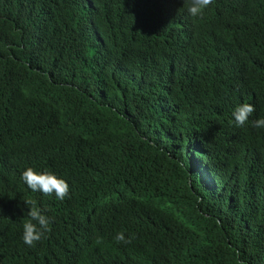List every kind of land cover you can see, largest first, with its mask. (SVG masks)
Segmentation results:
<instances>
[{
	"label": "trees",
	"instance_id": "obj_1",
	"mask_svg": "<svg viewBox=\"0 0 264 264\" xmlns=\"http://www.w3.org/2000/svg\"><path fill=\"white\" fill-rule=\"evenodd\" d=\"M189 3L0 0V264H264V0Z\"/></svg>",
	"mask_w": 264,
	"mask_h": 264
},
{
	"label": "clouds",
	"instance_id": "obj_2",
	"mask_svg": "<svg viewBox=\"0 0 264 264\" xmlns=\"http://www.w3.org/2000/svg\"><path fill=\"white\" fill-rule=\"evenodd\" d=\"M214 0H190L188 6V14L193 18H203L205 10L213 5ZM255 112V107L249 103H243L237 106L232 115L235 124L238 127L248 123L250 116ZM253 127L264 128V118L252 121ZM21 179L27 187L33 192H41L46 196L55 194V197L63 201L66 197H70V186L66 180L58 178L52 172H37L32 167H28L23 171ZM27 205H31L27 212L29 219L23 224V242L29 247H35L38 242L47 238L46 234L51 231L52 219L44 213L42 209L36 206L34 200L25 201ZM133 237H125L123 232H119L114 237L117 243L130 244ZM103 242V238H98L96 243ZM240 264H244L240 261Z\"/></svg>",
	"mask_w": 264,
	"mask_h": 264
},
{
	"label": "bare ground",
	"instance_id": "obj_3",
	"mask_svg": "<svg viewBox=\"0 0 264 264\" xmlns=\"http://www.w3.org/2000/svg\"><path fill=\"white\" fill-rule=\"evenodd\" d=\"M180 4H181V3H180ZM178 6H179V5H178ZM180 6H181V5H180ZM170 8H171V7H170ZM215 16H216V15H215ZM215 16H214V17H215ZM215 18H216V17H215ZM206 20L209 21L210 19H206ZM192 21H193V20H192ZM214 21H215V20H214ZM204 22H205V21H204ZM210 22H211V21H210ZM216 22H217V21H216ZM208 23H209V22H208ZM212 23H213V22H212ZM214 24H215L216 26H218V25L221 24V23H219L218 25H217L216 23H214ZM205 25H206V24H205ZM209 25H210V24H209ZM212 25H213V24H212ZM207 27H208V25H207ZM213 27H214V26H213ZM183 37H184V36H183ZM183 37H182V38H183ZM215 37H217V36H215ZM219 37H220V36H219ZM41 41H42V40H41ZM40 43H41V42H40ZM42 43H43V42H42ZM179 45H180V44H178V46H179ZM36 46H37V45H36ZM180 47H181V46H180ZM177 48H178V47H177ZM178 49H179V48H178ZM252 60H254V59H251V61H252ZM252 62H253V61H252ZM253 63H254V62H253ZM252 67H253V66H252ZM251 69H252V68H251ZM174 107H175V106H174ZM174 107H173V108H174ZM183 110H184V109H183ZM160 114H161V113H160ZM163 115H166V114H163ZM164 117H165V116H164ZM164 117H163V118H164ZM166 117H167V116H166ZM159 119H161V117H160ZM158 121H159V120H158ZM163 121H166V122H167V120H164V119H163ZM156 122H157V121H156ZM166 122H165V123H166ZM157 123H158V122H157ZM165 125H167V124H165ZM177 126H178V125H177ZM178 127H179V126H178ZM160 129H161V128H160ZM180 129H181V128H180ZM157 130H158V129H157ZM180 131H181V130H180ZM186 137H187V136H186ZM154 138H155V137H154ZM210 144H211V143H210ZM197 172H198V171H197ZM197 172H196V174H197ZM194 173H195V172H194ZM199 173H200V172H199Z\"/></svg>",
	"mask_w": 264,
	"mask_h": 264
}]
</instances>
